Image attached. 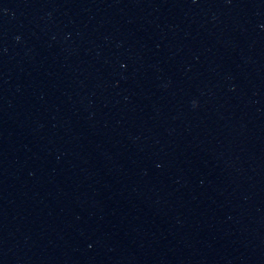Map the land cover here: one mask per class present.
Returning a JSON list of instances; mask_svg holds the SVG:
<instances>
[{"label":"water","instance_id":"1","mask_svg":"<svg viewBox=\"0 0 264 264\" xmlns=\"http://www.w3.org/2000/svg\"><path fill=\"white\" fill-rule=\"evenodd\" d=\"M0 264H264V0H0Z\"/></svg>","mask_w":264,"mask_h":264}]
</instances>
